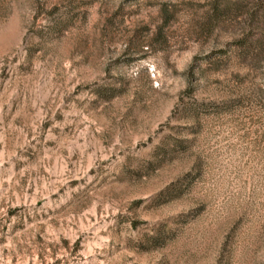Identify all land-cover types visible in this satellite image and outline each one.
I'll return each mask as SVG.
<instances>
[{"label": "rangeland", "instance_id": "rangeland-1", "mask_svg": "<svg viewBox=\"0 0 264 264\" xmlns=\"http://www.w3.org/2000/svg\"><path fill=\"white\" fill-rule=\"evenodd\" d=\"M0 264H264V0H0Z\"/></svg>", "mask_w": 264, "mask_h": 264}]
</instances>
